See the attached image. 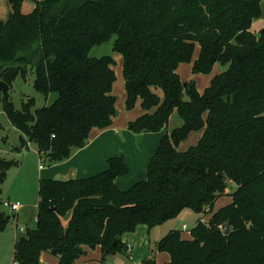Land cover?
<instances>
[{"label": "trees", "instance_id": "1", "mask_svg": "<svg viewBox=\"0 0 264 264\" xmlns=\"http://www.w3.org/2000/svg\"><path fill=\"white\" fill-rule=\"evenodd\" d=\"M25 1L8 0L11 12L0 20V81L9 85L0 101L42 160L65 161L93 129L112 126L115 59L90 51L113 36L126 108L140 102L143 111L130 129L161 132L175 110L182 125L162 137L147 178L128 189L116 183L129 172L122 153L89 177L41 179L36 226L16 240L12 264H42L44 252L74 264L92 245L102 259L126 253L125 233L161 226L188 209L212 217H200L189 239L170 230L140 264H160L156 252L170 255L163 264H264V28L252 30L264 15L262 0H30L34 9L23 12ZM196 43L193 73L225 67L203 93L178 73ZM30 70L35 88L57 97L39 108L28 99L18 109L9 91ZM194 131L202 132L198 143L180 150ZM15 164L0 158V191ZM225 195L231 202L214 211ZM2 203L0 235L14 216Z\"/></svg>", "mask_w": 264, "mask_h": 264}, {"label": "rangeland", "instance_id": "2", "mask_svg": "<svg viewBox=\"0 0 264 264\" xmlns=\"http://www.w3.org/2000/svg\"><path fill=\"white\" fill-rule=\"evenodd\" d=\"M262 6L264 7V0H262ZM35 7L33 1L26 0L23 4V12H31ZM11 12V6L8 0H0V20H6ZM264 28V15L255 19L252 25V30L259 33ZM115 36L109 40L92 47L90 55L93 57H101L105 55H111L115 59L114 70L116 73V80L113 85V94L117 98L116 102V121L122 124L120 129L122 130V137H130L132 146V153L127 157L125 153V159L129 166V172L126 176H134L140 167L141 161L138 160V156L141 158V150H143V157L146 158L144 167L145 180L148 176L149 162L156 152L162 137L166 133H170L173 129L182 125V120L175 110L170 117L169 124L162 132L148 131L143 134H136L130 129V121L136 120L138 117L137 107L138 104L131 110L126 108L125 103V83L123 78V57L120 53L114 50ZM200 53V45L196 43L192 61L189 63H182L179 66L180 75L183 81H194L197 89L200 93H203L206 88L211 84L213 77L224 70V66L217 63L212 72L209 74L193 73V62L198 58ZM34 72L30 70L26 78L18 76L12 83V87L9 91L10 100L14 103L16 108H22V105L28 99L35 101V107H43L50 105L57 97L56 93H53L46 98L40 93L34 85ZM159 91V90H158ZM160 94L161 91H159ZM137 116V117H136ZM140 116V115H139ZM115 123V119L113 121ZM117 123V122H116ZM125 132H124V131ZM201 131L192 132L189 137L182 141L179 145L180 150H186L192 145H196L200 140L199 135ZM141 135L143 138L140 144H137V138ZM23 134L18 130L10 121L7 113L4 109V104L0 101V158L15 161L17 164L10 167L7 171V177L1 184L0 200H15L22 203L20 211L15 213V221H11L6 228L2 239L0 240V262L6 264H12L14 258L15 241L19 233L16 230L21 227H35V216L38 213V190L39 182L41 179H47L49 170L52 166H49L48 160H42L38 154L37 146L34 142H29L26 137L25 146L22 145ZM40 165L44 167V170H40ZM125 176V175H124ZM130 188V187H128ZM231 196L225 195L220 197L215 205L214 211L218 210L221 206L229 204L231 202ZM1 210L8 212V210ZM200 217H203L205 221H208L212 217V213H196L193 210H185L177 218L167 221L164 225L156 227L151 231L147 226L137 228L134 232H128L124 237V240L130 244L129 257H131V264H139L149 254L150 246L154 248L155 242H158L161 238L166 236L172 229L182 230V237L185 239L191 238V231L196 226ZM183 224L187 225V228L182 227ZM25 234L26 230L21 231ZM150 232V233H149ZM158 240V241H157ZM132 253V254H131ZM167 257V260L165 259ZM155 258L158 263L163 264L169 262L170 255L167 252H158L155 254ZM165 260V261H164ZM116 264V263H114Z\"/></svg>", "mask_w": 264, "mask_h": 264}, {"label": "crops", "instance_id": "3", "mask_svg": "<svg viewBox=\"0 0 264 264\" xmlns=\"http://www.w3.org/2000/svg\"><path fill=\"white\" fill-rule=\"evenodd\" d=\"M178 72L180 73L179 68H178ZM181 78H182V76H181ZM125 99H126V95H125ZM137 104H138V107H137L138 112L136 115L139 116L143 113V111L141 109L140 102H138ZM114 119H115V123H113L112 126L109 128H106V129L95 128V129H93L91 134H90L89 142L87 143V145L84 146L83 148L75 149L73 151L72 155L67 160L62 161V162H58V163H53L52 165H49V166H52V168L49 170V174L47 177L50 179H57V180H69V179H75V178L89 177V176H92V175H95L99 172L104 171L108 166L107 165V159L108 158H110L112 156L119 155L121 153L122 154L125 153L127 155V157H129V155H131V153H132V146H131V142H130V137L129 136L128 137L124 136V138L122 137V130L120 129V126L122 124H120V122L116 121V118H114ZM162 131H164V130H162ZM146 132L147 131H145L143 133H146ZM149 133H151V132H149ZM201 134H202V132L199 133L200 136H201ZM142 138L139 141H137V144H140ZM143 152L144 151L141 150V153H140L141 158H140V156H138V160L141 161V164H140V167L138 169V172L134 176L129 177V176L125 175V176L117 177L116 183L121 189H128V187H131L136 182L141 181V179H144V177H145L144 176L145 175L144 167H145V163L147 160H146V158L143 157V155H144ZM40 170H44V167H42V168L40 167ZM19 211H20V209L17 212H19ZM17 212H14V213L9 212V215H14L10 219V222L15 221V219H16L15 213H17ZM203 220H204V218H203ZM10 222H9V224H10ZM35 226H36V216H35ZM142 226H144V225H142ZM140 227H141V225H139L137 228H140ZM158 227H160V226H158ZM21 228H24L26 230L27 228H34V227H21ZM21 228H18V225H16V230L19 233V235H17V237H16V240L20 236L24 235V233L21 232L22 231ZM175 229H177V228H175ZM149 230L151 231L152 229H149ZM4 232L1 233L0 240L2 239ZM127 233H125L122 237V239L125 243H127V241L124 240V237L127 235ZM156 243L157 242H155V244ZM127 245L129 246L130 244L127 243ZM151 249H153L152 246H150L149 254H150ZM130 252H131V250H129V252L127 251L126 253H111V254L107 255L104 259H102L103 252L99 246H96L95 249H92V248L88 249L85 256H83L81 259L76 261L74 264H114V263H116V264H131L132 263L131 257H129ZM157 253L158 252H156V254ZM149 254L147 256H149ZM165 259L167 260V257ZM58 260H59L58 257H56L50 253H47V252H44L41 255V263L42 264H58V262H59ZM0 264H6V263L0 262Z\"/></svg>", "mask_w": 264, "mask_h": 264}, {"label": "built area", "instance_id": "4", "mask_svg": "<svg viewBox=\"0 0 264 264\" xmlns=\"http://www.w3.org/2000/svg\"><path fill=\"white\" fill-rule=\"evenodd\" d=\"M40 167L42 168L43 166L40 165ZM22 206V203L20 201H15V200H6V201H3L2 203V207L3 209L5 210H8L9 212H17ZM36 221H37V217H36ZM182 227L184 229L187 228V225L186 224H183ZM22 231H24L25 229L24 228H21ZM130 250V245L128 246V252Z\"/></svg>", "mask_w": 264, "mask_h": 264}, {"label": "water", "instance_id": "5", "mask_svg": "<svg viewBox=\"0 0 264 264\" xmlns=\"http://www.w3.org/2000/svg\"><path fill=\"white\" fill-rule=\"evenodd\" d=\"M8 89H9V85L7 83H5L4 81H0V97H1L2 94H6ZM141 138H142L141 135H139L138 138H137V141H139ZM49 164L52 165L53 162H50ZM226 232L227 233L230 232V224L227 225ZM91 248L95 249L96 246L92 245Z\"/></svg>", "mask_w": 264, "mask_h": 264}]
</instances>
